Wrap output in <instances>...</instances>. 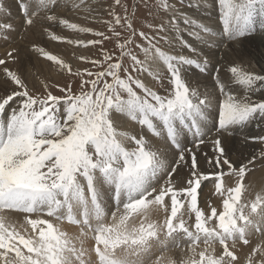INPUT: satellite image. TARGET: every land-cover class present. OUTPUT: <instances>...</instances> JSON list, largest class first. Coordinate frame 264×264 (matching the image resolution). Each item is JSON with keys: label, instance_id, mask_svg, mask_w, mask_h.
I'll return each instance as SVG.
<instances>
[{"label": "snow or ice", "instance_id": "6c2138e0", "mask_svg": "<svg viewBox=\"0 0 264 264\" xmlns=\"http://www.w3.org/2000/svg\"><path fill=\"white\" fill-rule=\"evenodd\" d=\"M218 5L222 30L215 33L184 11L203 0H143L151 22L139 28L128 3L113 0L101 20L109 35L58 17L59 0H17L26 27L41 19L52 41L100 49L91 68L72 72L33 43L34 52L78 81L57 84L59 95L47 84L43 92L28 87L19 69L8 66L16 63L15 49L0 58L2 264H241L238 244L264 232V192L249 199L245 185L249 165L264 164V135L250 137L260 142L259 156L238 166L224 136L264 128V75L233 62L225 81L205 52L264 34V0ZM58 27L99 39H66L53 30ZM11 29L0 22V32ZM106 41L112 49L103 47ZM190 72L210 75L213 90L192 86ZM124 122L139 130H124ZM207 145L211 156L200 151ZM205 182L214 186L215 206L200 205ZM5 210L23 214L25 226L18 230ZM65 221L79 226V234L63 230ZM89 239L94 243L85 247ZM169 249L174 256L165 255ZM257 252L264 264V247L252 249ZM246 264L257 262L250 255Z\"/></svg>", "mask_w": 264, "mask_h": 264}, {"label": "rangeland", "instance_id": "374dc122", "mask_svg": "<svg viewBox=\"0 0 264 264\" xmlns=\"http://www.w3.org/2000/svg\"><path fill=\"white\" fill-rule=\"evenodd\" d=\"M124 2L128 3L130 13L135 11L137 28H139L141 25H146L147 23L151 22L150 20H145V16L147 15V10L143 6V0H124ZM150 2H152V0H150ZM79 3L80 0H59V7L55 9V13L60 18H69L71 19L72 22L79 23L82 26L90 27L94 30V32L105 31L106 34L110 35V33H107L106 26L101 23V20L108 19L107 16L108 6L113 3V0H84V3L79 8L72 7L73 4H79ZM133 4H139V8L134 9L132 7ZM184 11L188 12L190 16L196 17L198 18V20L203 21L204 23L209 25L212 28L213 32L215 33L221 32L222 22L219 19L220 14H219L218 0H203L202 7L198 9L185 8ZM43 15H44L43 12L39 13V16L42 17ZM21 17L23 16L20 10L17 8V0H4L3 6L0 7V22L11 24L12 29L8 32H0V58H5L6 53L15 49L16 51L14 55H16V58L18 59H16L15 64H13L11 60H9L8 66L13 69L16 68L19 69L20 73L25 77L28 87L35 92H43L44 85L47 84L50 86L49 90H51L53 94L59 95L60 92L59 89L56 87L57 84L63 87L67 83H76L78 81H76V79L72 76L71 73L67 72L66 70L63 71L60 70L57 65L52 64L51 62L47 61L45 58L39 56L38 53L34 52L32 49L33 43H35L38 46H43L46 48V50L51 51L53 54L60 56L62 59L65 60L66 63H69L72 66V72H75L77 69H80L82 71L85 68H91V65L88 61L97 58V54L99 52L100 46L99 45L78 46L75 44L69 45L67 44L66 40L62 42L52 41L48 37L47 32L42 31L41 25L43 24V21L41 19L36 20L35 27H26L23 24V21H21L22 20ZM17 18H19V20H17ZM53 30L58 35H62L66 37V39H82L85 42L89 39H99V37H96L93 33H73L70 30L62 29V27H58ZM4 36H6L7 38L6 39L2 38ZM262 37H264V34L257 32L255 35L244 38L242 42L238 44H231L225 41L221 43L218 47L214 46L212 51L209 53V55L207 51L205 53V55H208L210 57V60L214 57L211 60V64L209 65V67L212 68L214 65L218 64L221 67V70L224 68L219 74H221L220 75L221 78L223 77L222 79L225 81L228 80L227 77L229 76L227 69L229 66H231L233 62L240 63L241 66L244 67L245 70L249 72H252L254 74L264 75V68L263 66L259 65L260 63L264 65V46L261 44V40H260ZM185 38L189 40L191 39L187 36ZM103 47L105 49H112L113 44L106 41ZM184 53L188 54L187 50H184ZM81 56L88 57V60L80 59ZM223 63H225V65ZM148 79L151 82V78ZM189 79L192 86L194 87L198 86L202 91H204L205 89L209 91L213 90V86H212L213 80L212 77L208 74H199V73L190 72ZM234 87H239V86H234ZM257 98L258 97L255 98L253 97V99H257ZM123 128L124 130H130L133 133L139 130V126L131 122H126V123L124 122ZM249 128H251V126L246 129L237 130L235 134H231L232 136L230 134H225L224 136L225 149H227L228 157L235 166H238L239 163L246 162L247 160L251 159L253 155H256L258 157L261 151L260 142L258 140L250 139L251 136H247L245 140L248 142L250 141L251 143L253 142L256 143L255 146L257 148L253 145L252 147H250V149H248L249 151L248 150L244 151L246 152V154L243 152L242 149H240L241 144H243V141L241 139V137L243 136V132L252 133L251 131H253V133L257 134V135H253L252 137L258 136L260 134L264 135V128H256V127L253 128V126L251 128L252 130ZM229 135L232 139L229 138L226 140V137H229ZM235 136L240 137V139H237ZM191 140L192 137L189 135L188 141L190 142ZM225 143H227L228 145H226ZM189 146H191V143H189ZM200 151L203 152L206 151V153H208L209 156L212 155L211 153L212 149L210 145L209 147L208 146L202 147ZM234 152L236 154L239 152L241 153L235 156L237 157L238 160L234 156H232ZM202 167H206V166L202 164ZM249 167L251 170L247 173L245 178V185L247 188L246 195L248 196L249 199H253L256 193L264 192V183H263L264 164L256 162L253 165H249ZM257 169H260L258 170L259 173L258 171H256ZM225 171L227 172V169H225ZM186 172H187L186 168L185 169L181 168L179 170V175H186L187 174ZM255 172L258 174H256ZM250 174H252L255 178L252 177V175ZM178 178L179 176L176 179ZM234 179L235 178H233V181H229V183L234 182ZM199 202L200 205L202 204L201 206H205L206 203L215 206L216 204L219 203V201L215 197L214 186L211 182H205L202 185V188L200 190ZM151 211H153L154 214V210ZM150 212L149 215L152 216L153 219H155V215H153L152 213L150 214ZM4 214L8 217L9 222L12 223L14 226H16L18 230L22 229L25 226V220L23 214H19L11 210H5ZM15 221L18 224H16ZM67 225H69L68 229L66 227ZM61 227L62 229L65 227L67 231L65 228L63 230H65L69 234L71 232L73 233V231L76 233V235L79 234V228H76L79 226L77 225L70 226V224L67 221H65ZM69 229H71L70 230L71 232L69 231ZM77 229L78 231H76ZM75 233L71 235L76 236ZM263 240H264V232L254 231L249 239L248 245H243L241 248V246L238 244L237 247L240 250L238 251L237 255L241 264H246L247 258L250 255L253 256L254 261H256L258 264L259 260L262 257V253L257 252L253 255L252 249L257 248L258 246L263 247L262 245V243H264L262 242ZM86 241H85V247L87 246L90 247L94 243L90 239ZM168 251L170 252L167 253L165 252L166 256L173 255L172 253L175 254L176 252L175 249H169ZM156 254L159 255L160 254L159 251H157ZM10 255H14V254H10ZM0 264H2V261H0Z\"/></svg>", "mask_w": 264, "mask_h": 264}, {"label": "bare ground", "instance_id": "6f19581e", "mask_svg": "<svg viewBox=\"0 0 264 264\" xmlns=\"http://www.w3.org/2000/svg\"><path fill=\"white\" fill-rule=\"evenodd\" d=\"M33 10H35V9H33ZM21 18H22L21 21H23V20H24V17H21ZM17 20H19V18H17ZM260 40H261V44L264 46V37H262ZM13 43H14V42H13ZM15 45H16V44H15ZM228 45H229V44H228ZM14 47H15V46H14ZM227 47H228V46H227ZM22 50H23V49H22ZM22 50H21V51H22ZM205 53H206V52H205ZM209 53H210V52H208V55H209ZM213 53H214V52H213ZM210 55H211V54H210ZM15 56H16V55H15ZM209 58H210V57H209ZM213 58H214V57H213ZM213 58H212V59H213ZM17 59H18V58H17ZM212 59H211V60H212ZM224 62H225V61H224ZM217 63H218V62H217ZM223 64L225 65V63H223ZM259 65H260V66H263V68H264V65H263L262 63H260ZM222 67H223V66H222ZM19 68H20V67H19ZM223 69H224V68H223ZM223 69H222V70H223ZM222 70H221V71H222ZM262 73H263V72H262ZM220 75H221V74H220ZM225 75H226V73H225ZM225 75H224V76H225ZM191 77H192V76H191ZM226 77H227V76H226ZM228 77H229V76H228ZM228 77H227V78H228ZM222 78H223V77H222ZM204 84H206V83H204ZM208 84H209V83H208ZM208 84H207V85H208ZM199 86H200V85H199ZM210 86H211V85H210ZM212 86H213V85H212ZM211 88H212V87H211ZM205 90H206V89H205ZM201 91H202V90H201ZM262 95H264V94H262ZM257 97L259 98V96H257ZM254 98H255V97H254ZM125 123H126V122H125ZM127 125H128V124H127ZM251 128H252V126H251ZM251 128H249V129H251ZM253 128H255V127L253 126ZM256 128H258V127H256ZM251 130H252V129H251ZM251 130H250V131H251ZM254 130H255V129H254ZM259 130H260V129H259ZM257 131H258V130H257ZM245 132H246V131H245ZM251 132H252V133H250V132H248V133H247V132L244 133V132H243V136L241 137V139H242V141H243V144H241V148H240V149L243 150V152L246 151V150H248V149H250V147H252L253 145H254V146L256 145V143H254V142L251 143L250 141L248 142V141L245 140V138H246L247 136H251V137H252L253 135H257V134H255V133H253V131H251ZM258 134H259V133H258ZM260 135H261V134H260ZM231 136H232V135H231ZM233 136H234V135H233ZM235 137H236L237 139H240V137H238V136H235ZM229 138L232 139V138L230 137V135H229V137H226V140L229 139ZM243 138H244V139H243ZM238 141H239V140H238ZM238 141H237V142H238ZM156 142H157V141H156ZM239 142H240V141H239ZM240 143H241V142H240ZM258 143H259V142H258ZM225 144L228 145L227 143H225ZM207 146L209 147V145H207ZM236 146H237V145H236ZM259 146H260V145H259ZM190 147H191V146H190ZM210 147H211V146H210ZM239 147H240V144H239ZM255 147H256V146H255ZM256 148H257V147H256ZM237 149H239V148H237ZM226 151H227V149H226ZM238 151H239V150H238ZM240 151H241V150H240ZM248 151H249V150H248ZM205 152H206V151H205ZM211 153H212V152H211ZM227 153H228V152H227ZM239 153H240V152H239ZM239 153H237V154H239ZM244 153L246 154V152H244ZM244 153H243V154H244ZM234 154H235V155H234ZM234 154H233L232 156L235 157L237 154H236L235 152H234ZM240 154H241V153H240ZM234 157H233V158H234ZM241 157H242V156H241ZM235 158L237 159V157H235ZM235 158H234V159H235ZM239 159H240V158H239ZM237 160H238V159H237ZM236 162H237V161H236ZM257 168H258V167H257ZM261 168H262V167H261ZM182 169H185V168H182ZM255 169H256V168H255ZM263 169H264V168H263ZM258 170H260V169H257L256 171H258ZM186 173H187V172H186ZM250 173H251V172H250ZM255 173H256V172H255ZM258 173H259V171H258ZM258 173H256V174H258ZM250 175H252V174H250ZM177 177H178V176H177ZM177 177H176V178H177ZM250 177H251V176H250ZM252 177H254V176L252 175ZM263 177H264V176H263ZM254 178H255V177H254ZM256 178H257V177H256ZM258 179H260V178H258ZM253 180H254V179H253ZM256 180H257V179H256ZM263 180H264V179H263ZM263 180H261V181H263ZM257 181H258V180H257ZM255 182H256V181H255ZM258 182H259V181H258ZM256 183H257V182H256ZM263 183H264V182H263ZM254 184H255V183H254ZM256 185H257V184H256ZM202 190H203V189H202ZM202 194H203V193H202ZM214 194H215V193H214ZM203 195H204V194H203ZM201 205H202V204H201ZM202 207H203V206H202ZM151 213L153 214V211H151L150 214H151ZM153 215H154V214H153ZM151 217H152V216H151ZM7 218H8V217H7ZM9 218H10V217H9ZM13 218H14V217H13ZM10 219H11V218H10ZM14 220H16V219H14ZM15 222H16V221H15ZM21 222H22V221H21ZM19 223H20V222H19ZM16 224H18V223L16 222ZM61 226H62V225H61ZM70 226H71V224H70ZM20 227H21V226H20ZM22 227H23V226H22ZM66 227H67V229H68V228H69V225H67ZM64 228H65V227H64ZM64 228H63V229H64ZM76 228H79V227H76ZM65 229H66V228H65ZM67 229H66V231H67ZM73 229H74V228H73ZM70 230H71V229H69V231H70ZM76 231H78V229H77ZM70 232H71V231H70ZM73 233H75V232L73 231ZM73 233L71 232L69 235H71V234H73ZM77 234H78V232H77ZM75 235H76V233H75ZM86 242H88V241H86ZM262 242H264V240H263ZM262 245H263V247H264V243H262ZM250 246H251V245H250ZM87 247H88V246H87ZM167 252H170V251H167ZM167 252H166V253H167ZM171 252H172V250H171ZM166 253H165V254H166ZM168 254H169V253H168ZM172 254H173V256H174V253H172Z\"/></svg>", "mask_w": 264, "mask_h": 264}]
</instances>
